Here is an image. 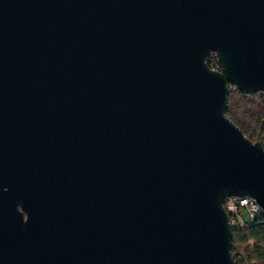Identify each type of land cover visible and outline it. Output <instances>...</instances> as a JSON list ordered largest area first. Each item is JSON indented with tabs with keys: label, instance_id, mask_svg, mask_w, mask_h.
Segmentation results:
<instances>
[{
	"label": "water",
	"instance_id": "95a60500",
	"mask_svg": "<svg viewBox=\"0 0 264 264\" xmlns=\"http://www.w3.org/2000/svg\"><path fill=\"white\" fill-rule=\"evenodd\" d=\"M230 87L264 95V0H0V264H236Z\"/></svg>",
	"mask_w": 264,
	"mask_h": 264
},
{
	"label": "trees",
	"instance_id": "16d2710c",
	"mask_svg": "<svg viewBox=\"0 0 264 264\" xmlns=\"http://www.w3.org/2000/svg\"><path fill=\"white\" fill-rule=\"evenodd\" d=\"M211 69H216V55L207 58ZM226 116L251 141H259L264 148V95H244L230 87ZM243 223L231 226V252L236 264H264V213L252 219L241 213ZM231 218V216H230Z\"/></svg>",
	"mask_w": 264,
	"mask_h": 264
},
{
	"label": "built area",
	"instance_id": "2783aa9c",
	"mask_svg": "<svg viewBox=\"0 0 264 264\" xmlns=\"http://www.w3.org/2000/svg\"><path fill=\"white\" fill-rule=\"evenodd\" d=\"M222 205L229 217L230 226L243 223L242 212L249 219L264 213L256 200L249 196H229L223 199Z\"/></svg>",
	"mask_w": 264,
	"mask_h": 264
},
{
	"label": "flooded vegetation",
	"instance_id": "af4514ba",
	"mask_svg": "<svg viewBox=\"0 0 264 264\" xmlns=\"http://www.w3.org/2000/svg\"><path fill=\"white\" fill-rule=\"evenodd\" d=\"M214 54V53H213ZM23 217H24V219L26 218V215H25V213H23Z\"/></svg>",
	"mask_w": 264,
	"mask_h": 264
}]
</instances>
